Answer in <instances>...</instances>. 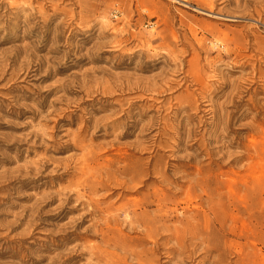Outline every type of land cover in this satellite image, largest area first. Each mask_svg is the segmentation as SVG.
I'll list each match as a JSON object with an SVG mask.
<instances>
[{
    "label": "rangeland",
    "instance_id": "rangeland-1",
    "mask_svg": "<svg viewBox=\"0 0 264 264\" xmlns=\"http://www.w3.org/2000/svg\"><path fill=\"white\" fill-rule=\"evenodd\" d=\"M0 264H264V0H0Z\"/></svg>",
    "mask_w": 264,
    "mask_h": 264
},
{
    "label": "built area",
    "instance_id": "built-area-1",
    "mask_svg": "<svg viewBox=\"0 0 264 264\" xmlns=\"http://www.w3.org/2000/svg\"><path fill=\"white\" fill-rule=\"evenodd\" d=\"M117 16H119L117 13L115 14V17L117 18Z\"/></svg>",
    "mask_w": 264,
    "mask_h": 264
},
{
    "label": "bare ground",
    "instance_id": "bare-ground-1",
    "mask_svg": "<svg viewBox=\"0 0 264 264\" xmlns=\"http://www.w3.org/2000/svg\"><path fill=\"white\" fill-rule=\"evenodd\" d=\"M211 8H212V7H211ZM211 8H210V9H211ZM211 10H212V9H211ZM210 12H211V11H210ZM68 201H70V200H68ZM94 210H95V209H94ZM94 210H93V211H94ZM83 222H84V220H83Z\"/></svg>",
    "mask_w": 264,
    "mask_h": 264
}]
</instances>
